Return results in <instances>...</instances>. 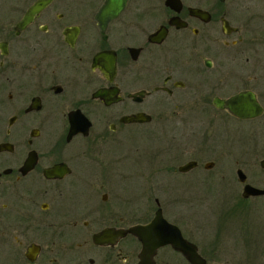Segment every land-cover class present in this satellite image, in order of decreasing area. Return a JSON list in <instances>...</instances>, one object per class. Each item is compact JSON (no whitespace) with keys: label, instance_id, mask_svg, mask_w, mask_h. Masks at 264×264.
<instances>
[{"label":"flooded vegetation","instance_id":"1","mask_svg":"<svg viewBox=\"0 0 264 264\" xmlns=\"http://www.w3.org/2000/svg\"><path fill=\"white\" fill-rule=\"evenodd\" d=\"M38 1L0 0V252L7 264H137L142 245L128 229L158 209L203 256L192 229L169 212L196 192L167 178L198 172L210 182L218 163L211 147L199 155L198 124L214 130L222 116L245 125L264 172V0H126L116 14L103 11L106 0H47L30 14ZM103 55L113 70L102 68ZM239 93L243 111H261L239 118L214 103ZM139 113L149 119L124 121ZM154 120L162 153L146 151L137 173L143 204L135 206L119 186L131 175L118 134ZM203 137L207 144L210 135ZM241 163L237 180L238 169L255 162ZM106 229L123 234L94 242ZM167 252L186 260L164 245L154 264Z\"/></svg>","mask_w":264,"mask_h":264},{"label":"rangeland","instance_id":"2","mask_svg":"<svg viewBox=\"0 0 264 264\" xmlns=\"http://www.w3.org/2000/svg\"><path fill=\"white\" fill-rule=\"evenodd\" d=\"M220 119L214 130L202 126L201 122L198 124L199 155L204 154L200 149L211 147L208 153L218 163L217 169L212 171V179L207 182L198 172L184 178L168 177L171 186L196 192L186 194L185 197L191 198L190 202L176 205L169 212L180 216L192 229L194 240L198 242L207 264H264V196L248 197L242 201V184L235 174L237 163L255 162L246 169L243 164L247 182L264 188V172L258 164L262 156L254 153L256 149L244 124L223 116ZM155 123H158L157 120L149 127L125 128L118 134V150L124 156L122 165L131 175L119 186L126 194L134 196L135 206L142 203L143 182L137 173L144 169L146 151L149 150L151 156L162 153L161 129L159 125L153 126ZM203 134L210 135L207 144L202 143ZM261 154L264 155V152ZM8 261L7 256L0 252V264H7ZM158 264L189 263L167 252Z\"/></svg>","mask_w":264,"mask_h":264},{"label":"water","instance_id":"3","mask_svg":"<svg viewBox=\"0 0 264 264\" xmlns=\"http://www.w3.org/2000/svg\"><path fill=\"white\" fill-rule=\"evenodd\" d=\"M126 0H106V5L103 7V11L112 12L116 14L124 6ZM176 0H167V3L172 5ZM47 0H40L36 2L30 9L29 13L33 14L39 11L42 7L46 5ZM190 12L193 15L202 17L205 14L203 10L198 8H190ZM32 16V15H31ZM30 19L26 18L24 21ZM113 59L108 60V57L103 55L102 58V68L105 71L113 70ZM242 97L243 94L232 97L227 101L216 98L214 103L221 108H227L232 114L239 118L250 117L258 114L261 109L254 110L250 106L246 111L242 110ZM149 118L143 114H133L124 118L127 122H144ZM74 131V129H72ZM260 166L264 168V158L260 161ZM238 181L243 183L241 196L243 198L254 197V196H264V188H260L250 183L246 182V175L241 169L237 172ZM129 232L134 234L140 241L142 248L139 253V261L137 264H154V253L158 247L164 245H170L173 249L179 251L189 264H207L206 258H204L199 252L198 248L194 243L187 241L183 238L180 229L168 222L162 215L160 209H158L151 219L150 222L146 224H136L128 229ZM123 232L114 231L113 229H106L100 234L94 236V242L105 243L103 240L106 236L119 235ZM33 250V249H32ZM38 250V246L35 245V251ZM221 264V263H214Z\"/></svg>","mask_w":264,"mask_h":264},{"label":"trees","instance_id":"4","mask_svg":"<svg viewBox=\"0 0 264 264\" xmlns=\"http://www.w3.org/2000/svg\"><path fill=\"white\" fill-rule=\"evenodd\" d=\"M241 199H242V201L246 200V199H244L243 197H241Z\"/></svg>","mask_w":264,"mask_h":264}]
</instances>
